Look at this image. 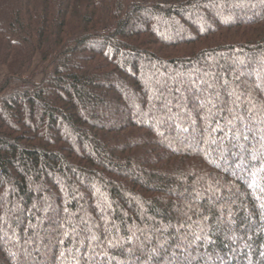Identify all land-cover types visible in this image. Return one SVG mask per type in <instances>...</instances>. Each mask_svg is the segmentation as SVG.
Returning a JSON list of instances; mask_svg holds the SVG:
<instances>
[{
    "label": "trees",
    "instance_id": "1",
    "mask_svg": "<svg viewBox=\"0 0 264 264\" xmlns=\"http://www.w3.org/2000/svg\"><path fill=\"white\" fill-rule=\"evenodd\" d=\"M0 67V264H264V0H0Z\"/></svg>",
    "mask_w": 264,
    "mask_h": 264
},
{
    "label": "rangeland",
    "instance_id": "2",
    "mask_svg": "<svg viewBox=\"0 0 264 264\" xmlns=\"http://www.w3.org/2000/svg\"><path fill=\"white\" fill-rule=\"evenodd\" d=\"M195 16H197L196 18L197 19H199V17H198V15H195ZM177 30L175 29V30H170V34L171 35H176L177 34V32H176ZM169 33V32H168ZM213 64V62H211L210 63V68L212 69V70H214L215 69V65H212ZM209 66V65H208ZM43 67H44V64H40L39 63V58H38V56H36L35 57V59H34V63H33V69L34 70H36V80H39L40 78H41V72H42V69H43ZM4 74H5V70H4V68H1L0 67V79H2L3 78V76H4ZM171 85H172V83L170 84V86H169V88L171 87ZM199 85V84H198ZM168 88V89H169ZM182 101V100H181ZM183 104L185 103V100H184V98H183V102H182ZM181 108H185V105L183 106V107H181Z\"/></svg>",
    "mask_w": 264,
    "mask_h": 264
}]
</instances>
